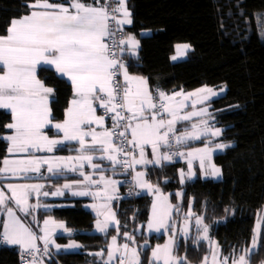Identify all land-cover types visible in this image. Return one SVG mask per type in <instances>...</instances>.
<instances>
[{
  "label": "snow or ice",
  "instance_id": "1",
  "mask_svg": "<svg viewBox=\"0 0 264 264\" xmlns=\"http://www.w3.org/2000/svg\"><path fill=\"white\" fill-rule=\"evenodd\" d=\"M118 7H112L110 0H93L85 3L84 0H68L67 5L49 3V0H35L26 5L32 11L21 18L12 19L7 28L6 35H0V108L11 111L12 123L5 127L11 129L13 134L0 137L8 143L7 152L10 155L27 154L23 159H4L3 167H0V179L10 177L28 178L29 173L41 174V168L47 166L48 173L61 174L63 171L80 174L84 182L78 184H64L62 188L52 192L53 196L64 195L65 190L80 188L84 190L72 191L73 196H92L94 199H103L102 204H93L97 209V216H103V220H97L96 231L106 233L110 222L115 221V213L111 211L110 202L117 199V185L120 183L101 175L99 181L93 180L91 175H86L82 169L87 162L94 170L102 171L101 166L93 163L95 159L107 160L112 165L115 173L116 166L123 164L125 170L134 168L137 164H162L171 161L174 156L187 157L188 173L181 170V183L191 180L194 176L192 160L198 159L201 169H205L207 163L210 174L213 177L221 175V169L216 167L211 160L216 150L231 147V144L216 143L211 146L210 140L203 148L195 151L161 152V148H170L172 140L177 145L186 140L200 139L204 137H219L222 129L211 128L208 120H201L200 124H192L191 131L177 135L176 125L179 121H188L192 116L202 117L208 115L207 108L199 112L193 111L181 115L185 107L184 101L193 100V106L209 100L218 95L210 88H202L197 92L184 95L175 93L167 95L158 91L154 97L148 87V79L142 76L130 75L128 67L117 54L116 49L123 53L128 51L135 55L139 42L129 36L127 40L117 41L115 32L122 30L124 25H130L132 13L129 12L126 0H115ZM264 24V20L261 21ZM126 47H123L125 46ZM190 45L178 46L180 55H184ZM176 59V57H173ZM55 67L61 78L66 77L70 81L73 98L65 110L63 122L52 124V111L49 107L50 98L54 95L52 88L45 87L38 79V70H50ZM123 75V82L118 79ZM223 91V89H221ZM178 97H183L178 100ZM103 109V115H97V110ZM169 117L165 119L164 117ZM112 120L111 129L105 128V120ZM96 125V128H93ZM54 127L57 135L62 133L60 139H50L45 134V128ZM91 129V130H86ZM97 129H103L98 131ZM130 134V136H129ZM91 138L90 141L88 138ZM75 141L79 147L75 149L77 156L69 157H38L35 152L47 151L52 153L54 149ZM118 141V143H117ZM152 148L153 160L145 158V146ZM139 150V159L131 155ZM101 153L99 157L86 153ZM123 155L122 161L119 157ZM209 172L205 169V175ZM145 173L137 172L135 182L141 189L159 193V188L144 180ZM100 191H90L92 187ZM11 196H6L0 191V210L7 213L9 221L4 222V231L0 233V240L12 245H18L22 252V259L26 255L40 251L36 241L40 239L44 243V254L49 251V244L58 250L61 246L55 245L52 233L56 229H64L62 223L46 220L44 235L37 237L30 228L26 227L16 217L14 209L9 207L13 202L21 212H29L38 207H50L48 205H32L29 197L35 193L37 198L50 193L43 191V184H8ZM113 193V194H110ZM177 196H182L178 192ZM107 209V212L101 211ZM174 206L168 203L167 197L157 195L153 202V216L149 220L148 229L160 232L161 229H172L173 235L163 246L157 245L152 251V259L149 264H187L186 258L176 257L173 248L176 245V229L171 224L170 217ZM179 212V208H175ZM194 214L189 208L186 214V223L179 231L188 235L187 220ZM196 225L200 235L197 241L209 240L211 248V264H252L253 258L264 249V237L261 235L260 226L257 225L252 237L251 247L242 250V254L236 256L235 250L222 259L220 249L215 242L210 240L209 226L203 222V217L196 216ZM118 225V221H115ZM52 225L51 229L47 226ZM67 231V229H65ZM128 240L135 243L134 238L124 233ZM68 249H78L81 245L70 243ZM141 247H144L142 245ZM119 257V264H141L137 248L130 247L127 243L116 246V237H112V244L108 246V259L105 264H111ZM102 256V253H94ZM31 264H36L35 256ZM203 264H209V258H204Z\"/></svg>",
  "mask_w": 264,
  "mask_h": 264
},
{
  "label": "trees",
  "instance_id": "2",
  "mask_svg": "<svg viewBox=\"0 0 264 264\" xmlns=\"http://www.w3.org/2000/svg\"><path fill=\"white\" fill-rule=\"evenodd\" d=\"M29 1L0 0V35L7 32L12 19L28 12ZM127 7L133 23L123 29L124 34L134 35L139 42L138 55L124 56L130 72L145 76L152 89L165 92L201 85L226 86V92L211 101L213 117L224 127L218 140L232 145L213 156L222 178L197 176L179 183V161L147 169V176L161 191L170 192L168 200L174 206L170 221L177 233L173 252L186 258L187 264H203L211 252L207 242L179 234L191 208V219L203 217L223 255L229 256L233 250L240 253L250 246L258 214L264 212V0H127ZM143 30L149 34L140 35ZM177 43H189L192 49L185 59L171 61ZM38 77L53 88L52 119L61 120L72 94L71 84L52 69L38 70ZM10 121V113L0 108V137ZM204 143L200 139L184 147ZM7 146L0 139V167ZM178 192L183 195L177 196ZM74 202V206L54 208L50 214L73 230L72 235L58 236L56 240L73 239L82 245V250L57 252L46 258V264H104L103 255L113 236L120 242L133 243L124 233L139 246L141 264H149L153 245L164 238V234L147 237L138 232L148 219L150 195L115 203L119 223L106 233H93V216L81 206V200ZM45 214L40 211V219ZM34 227L38 229V225ZM260 229L264 237V220ZM168 232L173 235L171 228ZM99 251L102 256L90 254ZM0 264H19L15 247H0ZM252 264H264V249Z\"/></svg>",
  "mask_w": 264,
  "mask_h": 264
},
{
  "label": "crops",
  "instance_id": "3",
  "mask_svg": "<svg viewBox=\"0 0 264 264\" xmlns=\"http://www.w3.org/2000/svg\"><path fill=\"white\" fill-rule=\"evenodd\" d=\"M34 2H35V0H30L27 3V5L32 4ZM84 2L85 3H92L93 0H84ZM103 2H104V0H101V3H103ZM49 3H53V4L63 3L65 5H67L68 0H49ZM126 4H127V0H126ZM128 10H129V12H131L129 8H128ZM31 11H32V9L29 8L28 12L20 15L19 17H17V19L18 18H21L24 15L30 14ZM127 26H129V25H124L122 27V30L125 29ZM6 34H7V32L4 35H6ZM147 34H149V31H147V30H143V31L140 32V35H147ZM129 36H133L138 41V39L134 35H132V34H124V37L122 39L127 40V38ZM185 44L190 45L189 43H177L174 46V51L170 55L171 61H178V60L185 59L187 57V53H188V51H190L192 49V47L189 50H186L185 53H184V55H180V50H178V46H183ZM123 47H126V45L123 46ZM138 50H139V47L136 49L135 55L129 53L128 51H124L123 53H121V52L120 53L122 54V56H125V55L136 56V55H138ZM173 57H176V59H173ZM50 69H52L58 76H60L56 72L54 66H51ZM129 74L130 75H135V76L145 77L143 75L134 74V73H132L130 71H129ZM37 78L39 79V77H37ZM63 78L67 82L70 83V81H68L66 77H63ZM120 78H121V81L123 82V75L122 74L120 75ZM44 85H45V87L52 88L51 86H48L46 84H44ZM148 87H149V90L151 91V93L153 94L154 97L157 96L158 91H162V90H159V89H152L150 87L149 83H148ZM205 87L212 89L214 92H217L218 95L212 96L209 100L204 101L202 103H197L195 106H193V100L198 99V97H192V98L184 101L185 107L181 110V115H186V114L191 113L193 111L199 112L202 108H207L208 115H204L202 117L192 116L188 121H179L177 123V125H176V129L179 132V135L182 134V133H184L186 130L187 131H191L192 130V128H191L192 124H200L201 120H208L209 121V126L211 128H220V129H222V132H223L224 127L218 125V123L216 122L215 118L213 117L212 110H211V101L213 99H216L219 96H222L226 92V86L222 85V86H219V87H211V86H208V85H201V86H198V87H196L194 89H191V90H180V91H177V92H165V91H163V92H165L169 96L174 95L175 93H183L184 95H188L190 93L197 92L198 90H200L202 88H205ZM221 89H223V91H221ZM52 97L50 98V102H49V107L50 108H51V100H52ZM72 98H73V91H72V94H71V96H70V98L68 100V104H67V106L64 109L63 118L61 120H53L52 119V124L53 125L55 123L63 122V120L65 119V110L69 106V101ZM182 98L183 97H178L177 99L180 100ZM4 110H6L7 112H9L10 115H11V121L8 124L12 123L13 117H12L11 111L10 110H7V109H4ZM97 115H99L98 111H97ZM168 118L169 117L165 116V119H168ZM93 128H96V125H93ZM105 128H107L106 123H105ZM86 130H91V129H86ZM97 130L98 131H102L103 129H97ZM11 134H13L12 130L7 128V131L3 134V137L4 136L11 135ZM45 134L48 135L50 139H60V138H62V135H63L62 133H60L59 135H57V130L54 127H51V128H47L46 127L45 128ZM219 137H204V136H202L200 139H204L205 140V143L204 144H202L200 146H197V147H185L184 153H187V152H190V151H195L196 149H199V148H203L206 144L209 143L210 140L212 141V144H211L212 147H214V145L216 143L231 144V143L225 142L223 140H218ZM88 139L90 141L91 138L89 137ZM200 139L186 140L183 143V145L186 146L187 143L192 142V141H197V140H200ZM78 147H79V145H78L77 142H75V141H69V142H65L64 145L59 146L58 148L54 149V151L52 153H49L47 151H42V152H35L34 155L35 156H38V157H69V156H77V155H79V153L76 152L75 149H77ZM224 150L225 149L216 150L212 154L211 160H212V163L216 167H219L220 168V166L217 165L214 162L213 156L216 153H220V152H222ZM161 152H165V147H162L161 148ZM86 154H91V155H94V156H97V157H99L101 155V153H98V152L97 153H86ZM133 155H135V157L137 159H139L140 158L139 157V150L137 149L136 152ZM6 158L7 159H23V158H27V154L10 155L7 152V150H6V154H5L4 158H3V160L6 159ZM145 158L148 159V160H153L154 159L153 152H152V148H151L150 145H146L145 146ZM3 160H2L1 167H3ZM165 162L167 163L169 161H165ZM165 162H162V163H165ZM93 163L100 165L102 171L94 170L92 167L88 166L87 162H85V165H84V167L82 169V171L86 175H91L93 180L99 181L100 176L101 175H104L106 178H111V179H114V180L120 182V180H119V172H118V166L119 165L116 166L115 173H113V171H112V165H111V163L109 161H107V160L101 161L99 159H95L93 161ZM179 163H180V166L177 169V179H178L179 183H181V178H180L181 170H183V172L185 173V175H187V173H188L187 157L186 156L182 157L179 160ZM192 165H193L192 171L194 173V176L192 177V179L196 178L197 176H199L201 179L211 178L213 180H219V179L222 178V171H221V175L219 177H213V176H211V174H210V171L211 170H210V168H208L207 163L205 165V169L208 170L209 174L208 175H205V169H201V166H200V163H199V160L198 159H193L192 160ZM153 166H158V165L157 164H147V165L137 164V165L134 166V168H132L133 181H134V186H135V190H136L137 195L148 194V195L151 196V206H150V211H149L148 219H147L146 223L143 225V227H139L138 232L143 233L147 237L150 236V235H160V234H164L163 241L161 243L154 244L153 247H152V251H153L154 248H156L157 245L163 247L169 241V239L171 237V235L168 232L169 229L168 230L161 229L160 232L150 231L148 229L149 220L152 219V216H153L152 205H153V202L156 200L157 195L162 196V197H167V198L170 195V192L169 191L166 192V193L162 192L161 189H160V187L158 186V184L155 183L154 181H152L147 176V169L149 167H153ZM80 172H81V169L78 168V170L76 172H72V171L65 170L61 174L52 175V174L48 173L47 166H43L41 168L42 176H41V174H38V173H29L28 174V178H24V177H10V178H7V179H0V191H3L6 194V196H11L12 195V193L6 187V185H8V184L16 185V184H37V183H39V184L45 185L43 191L49 192L50 194L48 196L41 195L39 198H37L36 194L35 193H32L30 195V197H29V203L32 204V205H36L37 203H39L40 205H48L50 207H38V208H34V209L30 210L29 212H27L29 215H31L33 217L32 221H29L27 219L28 220V223L27 224L25 223L24 220L20 219V217L17 214V218L21 221V223H23L26 227L30 228L31 231L38 238L44 235V231L43 230L46 227V225H45V221L46 220L54 221L56 224L62 223L64 225V229H56V231L52 233V239L55 241V245L61 246L59 248V250L54 245L49 244L48 254L45 255L44 254V251H43V254L39 255L35 259L36 260V264H46V262H45L46 261V258H49L50 256H52L53 254H55L57 252H61V251H64V252H76V251H81L82 250V247H80L78 249H68L66 247L70 243H75V244L81 245L79 242H77V241H75L73 239H69L66 242H59L58 240H56V237H58V236H70V235H72L73 230L67 227L65 221H63V220H57V219H55L50 214V212L54 208L72 207V206L75 205L74 200H77V199L78 200H81V206L85 210L89 211L91 213V215L93 216V218H94L93 219V226H92L91 231L93 233H102V232L96 231V222H97L98 219L99 220H103L104 217L103 216L98 217L97 216V209L96 208H93L92 205L93 204H97L98 205V204L104 203L105 201L103 199H94L92 196H73L71 194L72 191L84 190V189H80V188H73L71 190H65L64 195H61V196H53V195H51L52 192L56 191L57 189L62 188V186L64 184H66V183L75 185V184L84 182V177L80 174ZM137 172H144L145 173V176H144L143 179L146 180L148 183H151L154 187H158L159 190H160L159 193L157 194V193H154V192H149L147 189H141L140 187H138V185L136 184L135 179H134ZM116 187H117L118 190L116 191V193H114V195L116 197H119L120 196L121 183H119ZM102 188H103V185H101V188L100 189H98L96 187H92L89 190L95 192V191H100ZM110 194H113V193H110ZM117 199H114V200H112L110 202L111 211H113L115 213V221H118V219L116 217V210H115V202H116ZM168 203H170L169 200H168ZM8 205H15V204L10 201ZM40 211L46 212L45 216L42 217L41 219H40ZM101 211L107 212V209H103ZM172 212H171V215H172ZM262 214H264L263 210H262ZM258 216H259V214H258ZM263 220H264V217L261 220H259L258 217H257V220H256L255 225H254V232H255V229H256L257 225H259L260 228H261V225H262ZM6 221L7 220H6V215L5 214L3 216H0V233H3V231H4L3 225H4V222H6ZM115 221L110 222V226H109L108 229H110V228H116L118 226ZM185 223H186V219L181 223L180 229L185 226ZM34 225H38V229L37 230L35 229ZM47 227L49 229H51L52 225L50 224ZM187 227H188V235L187 236H185L180 231H179V234L182 237H184V238H187L188 236H191L192 235V237L194 238V240L197 241L196 240V237L198 235H200V231H199V229H198V227L196 225V219L195 218L194 219H188L187 220ZM65 229H67V231H65ZM210 234L211 233H210V227H209V237H210V240L213 241V242H215V245L218 246L219 249H220V246L218 245V243L216 242V240ZM253 235H254V233H253ZM203 241H205V242H207L209 244V240H203ZM125 243H127L132 248L134 246H136L137 250L139 248V246H137L134 243L129 244L128 241L120 242L116 238V246H122ZM6 244H7V246H10V247H19L18 245H12V244H8V243H6ZM110 244H112V238L110 239V241H109V243L107 245L106 254L103 255L104 264H105V261H107V259H108V246ZM36 245H37V248L39 250L40 249L41 250L44 249V243H43L42 240L37 239ZM251 245H252V239H251V243H250V246L249 247H251ZM94 253H98V252H90V254H94ZM99 253H103V252L102 251H99ZM220 253H221V251H220ZM172 254L175 255L174 252ZM240 254H242V251L240 253H236V256H239ZM224 256H227V255H223L221 253V257L220 258L222 259ZM177 257L180 258L179 256H177ZM207 257L209 258V264H211V252H210V254H208ZM111 264H119L118 254H117V258L114 261H112ZM160 264H162V261L160 262Z\"/></svg>",
  "mask_w": 264,
  "mask_h": 264
},
{
  "label": "built area",
  "instance_id": "4",
  "mask_svg": "<svg viewBox=\"0 0 264 264\" xmlns=\"http://www.w3.org/2000/svg\"><path fill=\"white\" fill-rule=\"evenodd\" d=\"M111 6L112 7H118V4L115 3V0H110ZM115 36L117 41H119L120 39H122L124 37V31L120 30V31H116L115 32ZM118 56L120 57V59L123 60L124 63H126V58L124 56H122V54L119 52V49H116ZM118 79L120 82L121 78L120 75L118 76ZM98 113L99 115H103V109H99L98 108ZM165 118V117H164ZM105 123L107 125L108 129H111L112 127V120L110 117H107L105 120ZM177 135H179V132H176ZM130 136V134H129ZM118 143V141H117ZM130 154L133 155L134 153L131 152V149L129 148ZM185 151V147L183 144H179L177 145L175 143V140H172V146L170 148H165V152H173V153H178V152H184ZM122 161L125 159V157L123 155H120L119 157ZM182 157L181 156H174L173 159L171 160V162H176L179 161ZM118 172H119V180L121 183V189H120V196L118 197V199L116 200L115 203H118L121 199L123 198H127V199H134L137 196L136 190H135V186H134V181H133V174H132V168L125 170L123 164H120L118 166ZM6 242H3L2 240H0V247L2 246H6ZM15 252L18 255L19 258V264H31V261L33 260V256H35V259L43 254V250L40 249V251L38 252H34L31 255H26L23 257L22 259V252L21 249L19 247H15Z\"/></svg>",
  "mask_w": 264,
  "mask_h": 264
},
{
  "label": "rangeland",
  "instance_id": "5",
  "mask_svg": "<svg viewBox=\"0 0 264 264\" xmlns=\"http://www.w3.org/2000/svg\"><path fill=\"white\" fill-rule=\"evenodd\" d=\"M8 206L9 207H12L14 209V212H15L16 217H17V214H18V216L20 217V219L24 220L26 224L28 223V220L29 221H32L33 217L31 215H29L28 213L21 212L16 207V205H8ZM4 214L6 215V220L9 221V217L7 216V213L5 211H3V210H0V216H3ZM263 217H264V214H262V210H261V212L259 213L258 219L261 220ZM3 229H4V227H3ZM133 248H136V246H134Z\"/></svg>",
  "mask_w": 264,
  "mask_h": 264
}]
</instances>
